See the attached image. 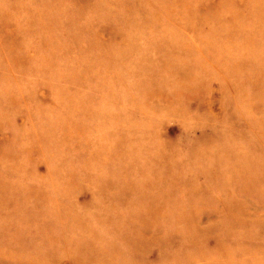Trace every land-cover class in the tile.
I'll use <instances>...</instances> for the list:
<instances>
[{
    "label": "rangeland",
    "instance_id": "374dc122",
    "mask_svg": "<svg viewBox=\"0 0 264 264\" xmlns=\"http://www.w3.org/2000/svg\"><path fill=\"white\" fill-rule=\"evenodd\" d=\"M0 264H264V0H0Z\"/></svg>",
    "mask_w": 264,
    "mask_h": 264
}]
</instances>
